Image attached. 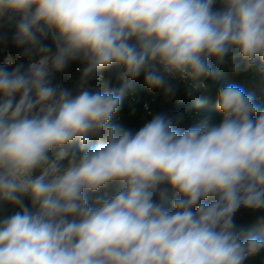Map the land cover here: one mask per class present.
I'll return each instance as SVG.
<instances>
[{
  "label": "clouds",
  "instance_id": "1",
  "mask_svg": "<svg viewBox=\"0 0 264 264\" xmlns=\"http://www.w3.org/2000/svg\"><path fill=\"white\" fill-rule=\"evenodd\" d=\"M0 20L37 57L0 66V205L17 209L0 217V264H264V236L236 220L243 209L264 226L253 95L222 86L218 121L150 113L134 130L113 122L127 85L96 76L142 75L166 99L174 81L207 90L225 64L264 79V0H0ZM77 60L73 94L52 77Z\"/></svg>",
  "mask_w": 264,
  "mask_h": 264
},
{
  "label": "rangeland",
  "instance_id": "2",
  "mask_svg": "<svg viewBox=\"0 0 264 264\" xmlns=\"http://www.w3.org/2000/svg\"><path fill=\"white\" fill-rule=\"evenodd\" d=\"M217 7H219V5H217ZM14 33L15 29L12 25L6 23L4 20H0V66H7L9 70L14 68L17 64H23L25 68H27V65L30 62L37 59L35 56L25 55L24 48L18 47L14 43ZM44 43L52 46L53 51L55 50L50 38L45 40ZM9 59L12 61L11 65L6 64V61ZM83 67V63L79 60L70 62L62 72L53 73V83L59 84L72 91L73 94H76L79 91ZM96 76H103L105 79L112 76V82L110 85L112 88L119 89L127 85L120 110L116 113L113 122L134 130L141 127L148 119H150V113H164L169 116L178 113H187L181 127H187L194 124L199 119L206 116H210L213 121H218L220 119V114L212 111V108L215 107L217 91L222 86L232 84L231 82L236 79L242 83L238 84L235 82L233 84L243 88L245 93L252 94L254 102L257 105L259 104V106L263 105L260 107L264 109V79H261L252 72L239 74L233 73L228 64L221 66V75L218 78L208 81L209 88L207 90H201L192 97L188 96L186 88L181 82L174 81L173 83L176 85L177 90L171 99H166L162 90L146 87L142 75L135 80H120L117 78L118 70L113 68L102 70L98 72ZM100 83L101 82L96 79V77H93L88 80L86 86L90 89H95ZM195 96H199L206 101L203 107L199 109L191 108ZM189 109L191 110L189 111ZM131 124H134V126H131ZM137 124L140 125L137 126ZM91 143L95 145L97 141L93 140ZM115 190V185L101 189L97 193L92 194V198L95 199L97 196L106 195L111 196L115 193ZM173 196V193H169V201ZM25 203L30 205V201L27 198L25 199ZM16 210L17 209L11 205H0V217L10 215ZM251 214L254 216L256 215L242 209L237 213L236 220L241 224L242 221L247 218V215ZM253 229L251 230L250 228L249 230L262 236V233ZM256 264H259V260H257Z\"/></svg>",
  "mask_w": 264,
  "mask_h": 264
},
{
  "label": "trees",
  "instance_id": "3",
  "mask_svg": "<svg viewBox=\"0 0 264 264\" xmlns=\"http://www.w3.org/2000/svg\"><path fill=\"white\" fill-rule=\"evenodd\" d=\"M235 82H237L238 84H240V83H242V82H240V81H238L237 79L236 80H234L233 82H231L232 84L233 83H235ZM259 105V104H258ZM260 106H263V105H260ZM169 108V107H168ZM167 108V109H168ZM212 111H214V112H217L216 111V109H215V107H213L212 108ZM218 113V112H217ZM138 125H140V124H137V126ZM131 126H134V124H131ZM256 215H260V213H256ZM255 215V216H256ZM255 216L254 215H247V218L246 219H244V221H242V223L241 224H243V225H245L246 227H248V229H250L251 228V230L253 229V230H258V232L259 233H262V236H264V226H260V227H257L256 225H255V223H254V220H255Z\"/></svg>",
  "mask_w": 264,
  "mask_h": 264
}]
</instances>
